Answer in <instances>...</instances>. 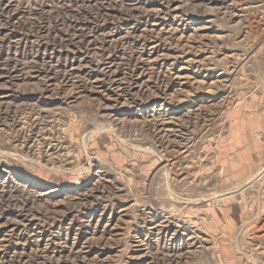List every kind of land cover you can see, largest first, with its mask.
<instances>
[{
  "label": "rangeland",
  "instance_id": "1",
  "mask_svg": "<svg viewBox=\"0 0 264 264\" xmlns=\"http://www.w3.org/2000/svg\"><path fill=\"white\" fill-rule=\"evenodd\" d=\"M0 264H264V0H0Z\"/></svg>",
  "mask_w": 264,
  "mask_h": 264
}]
</instances>
